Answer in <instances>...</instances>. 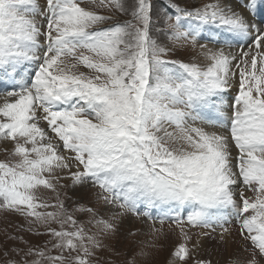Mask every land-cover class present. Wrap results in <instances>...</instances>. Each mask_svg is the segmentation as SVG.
<instances>
[{"label": "snow or ice", "instance_id": "1", "mask_svg": "<svg viewBox=\"0 0 264 264\" xmlns=\"http://www.w3.org/2000/svg\"><path fill=\"white\" fill-rule=\"evenodd\" d=\"M98 6L121 18L78 0H0V208L49 237H10L3 264H94L129 214L179 230L172 264H215L201 238L237 233L228 264H264V0ZM181 50L193 58L173 59ZM70 187L91 197L71 212Z\"/></svg>", "mask_w": 264, "mask_h": 264}, {"label": "rangeland", "instance_id": "2", "mask_svg": "<svg viewBox=\"0 0 264 264\" xmlns=\"http://www.w3.org/2000/svg\"><path fill=\"white\" fill-rule=\"evenodd\" d=\"M79 1L80 0H78V2ZM105 2H107V0H105ZM160 2L162 3V0H160ZM200 2L206 3L210 2V0H200ZM40 3L43 5L45 0H40ZM79 3L86 9L96 11L100 14L114 15L116 18H121L115 13L114 9L98 6L100 0H82ZM172 58L191 60L193 57L191 55L186 56L183 50H181L178 55H174ZM196 59L199 62L202 60V57L197 56ZM79 70L85 72L88 71L82 66ZM233 79L234 82L231 83L230 91L225 98L226 101L230 100L231 97H234L239 89L238 73ZM3 102V97L0 96V104ZM168 130L174 131L175 129L169 128ZM5 148H11V144H6L4 141H0V160L4 159L7 155L4 151ZM234 152H236V150H234ZM38 195H40L42 199L47 200L50 204L55 203V193H52L50 190L41 189ZM253 195V193L245 191V196L253 197ZM60 199L65 201L68 210L71 212L73 211V208L76 207L74 202L79 201L81 204H88L91 197L85 196L83 191L78 188L73 189L70 187L61 193ZM41 210L56 211L54 207ZM73 215L84 221L88 219L86 214L79 212H74ZM118 223L119 231L105 241V248L96 251L94 264H126V261L132 260L133 257H136V264H172L174 259L172 253L174 252L176 245L181 242L182 237L178 229L172 231V228L170 227L171 222L165 223L164 232L162 234L154 233L152 231V221L143 217L138 218L129 214L121 218ZM20 225H23L24 229H27L28 227L24 218L19 214L0 208V264H3V261L7 258L4 256L5 247L13 243V241L9 239L10 237L20 235L29 240L32 244L41 247H43L44 242L49 239L47 235H38L21 230ZM52 226L59 228V225L56 224H53ZM157 227H159V224H157ZM94 230L95 229H93V231ZM193 231L201 230L194 229ZM39 232H44V228L40 227ZM217 232H219V229H217ZM201 239V253H203L202 256L204 258L212 259L215 264H228L229 258H223L227 257V252L230 249L228 246L229 242L227 245H223L220 244L218 240H213L208 237H203ZM240 242L239 238V245ZM16 243L23 247V244L19 241ZM52 254L56 255L57 253L53 250Z\"/></svg>", "mask_w": 264, "mask_h": 264}, {"label": "bare ground", "instance_id": "3", "mask_svg": "<svg viewBox=\"0 0 264 264\" xmlns=\"http://www.w3.org/2000/svg\"><path fill=\"white\" fill-rule=\"evenodd\" d=\"M233 51H236V49H233ZM234 82V79H233V81H232V83ZM205 127H206V129L208 130V131H218V130H220V129H218V128H212V127H210V126H207V125H205ZM222 131V130H221ZM234 148H233V155H235L236 154V152H234ZM239 235H238V233L236 234V236L234 237V240H229V247H230V249H229V251L227 252V257H225V258H223V259H227V258H229V253H233V252H236V251H238L239 250V248L242 246V242H240V245H239ZM201 254H203V253H201ZM219 262H221V261H219Z\"/></svg>", "mask_w": 264, "mask_h": 264}]
</instances>
